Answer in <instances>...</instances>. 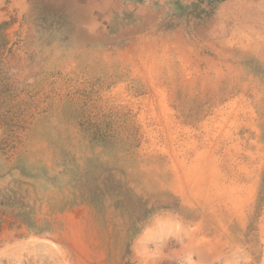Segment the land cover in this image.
Listing matches in <instances>:
<instances>
[{
  "label": "rangeland",
  "instance_id": "1",
  "mask_svg": "<svg viewBox=\"0 0 264 264\" xmlns=\"http://www.w3.org/2000/svg\"><path fill=\"white\" fill-rule=\"evenodd\" d=\"M0 264H264V0H0Z\"/></svg>",
  "mask_w": 264,
  "mask_h": 264
},
{
  "label": "bare ground",
  "instance_id": "2",
  "mask_svg": "<svg viewBox=\"0 0 264 264\" xmlns=\"http://www.w3.org/2000/svg\"><path fill=\"white\" fill-rule=\"evenodd\" d=\"M87 2V1H86Z\"/></svg>",
  "mask_w": 264,
  "mask_h": 264
}]
</instances>
